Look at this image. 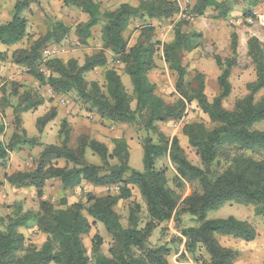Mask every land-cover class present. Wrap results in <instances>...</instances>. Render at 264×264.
Segmentation results:
<instances>
[{"label": "trees", "instance_id": "trees-1", "mask_svg": "<svg viewBox=\"0 0 264 264\" xmlns=\"http://www.w3.org/2000/svg\"><path fill=\"white\" fill-rule=\"evenodd\" d=\"M179 1L136 0V5L123 3L116 9L103 10L97 0H63L65 8L78 9L87 16V21L78 24L74 31L79 44L86 45L91 39V30L99 26L101 50L86 58L82 65L73 59L65 63L56 58L43 59V48L60 44L70 32L63 23L45 17L46 32L27 48L11 52L12 64L25 68L26 74L48 87L53 96L74 92L99 119L110 124H138L146 137L142 145V170L129 166V147L122 137L112 139L111 152L105 144L86 135L77 138L75 149L69 148L71 132L66 120L60 124L59 145L41 144L37 138H29L21 128L20 116L41 106L43 99L28 91L19 95L17 86L20 85L12 83L11 93L16 97V104L13 105L10 98H2L0 107L12 109L14 133L6 145L0 140V162L21 147L40 146L42 150L32 170L4 174L0 190L5 183L16 189H33L39 204L36 213H22L18 207L14 215L0 218V264H170V248L149 243L152 232L169 221L174 222V228L184 240V254L190 255L196 264H236L237 253L223 247L217 236L247 243L256 238L254 227L246 221L232 216L218 219L206 216L225 203H236L252 205L254 215L264 219V130L253 128L264 121V96L256 99L264 89V47L256 38L248 40V56L254 66L255 80L247 84V94L235 101L231 110H225L222 102L230 96L229 79L236 64L235 40L231 58L215 57L220 70L217 78L220 94L211 101L205 96L200 74L194 77L195 87L185 80L182 56L202 44V35L193 28L182 30L189 26L186 19L174 23L173 36L165 43L154 41L153 27L143 25L136 43L127 46L123 34L133 21L174 19L181 13ZM32 3L33 0H16L10 21L0 24L1 46L13 47L28 38L27 20L22 13L29 10ZM208 9L216 11L214 18L217 20L226 19L230 12L224 2L195 0L189 15L201 17ZM159 52L168 71L175 76L178 99L171 105L155 95L154 86L148 80ZM106 53L123 65V73L132 84L133 98L126 93L116 71L107 68ZM3 57L0 51V61ZM95 68H105L104 86L86 81L85 74ZM192 103L214 124L212 129L201 123H187L181 128L201 167L187 160L177 137L168 139L157 131L158 123L180 121ZM56 115L52 107L36 120L38 134L43 133ZM3 131L0 125V135ZM87 151L98 158L100 165L87 161ZM162 157H167L172 164L175 182L195 185L182 200L168 187L166 169L156 167L157 160ZM60 161L63 166H58ZM50 180L59 181L64 191H71L82 183L100 188L117 187L118 191L103 196L87 193L85 202L63 203L64 208H55L42 199ZM129 186L137 188L145 204L147 222L143 227L138 225V207L130 212L127 228L122 226L115 211L119 201L130 198ZM185 215L194 220L195 226H182L181 218ZM30 222L46 236L39 249L28 244L19 231ZM96 224H100L111 239L108 255L101 252L103 240L98 234L91 238L89 251L82 242V237Z\"/></svg>", "mask_w": 264, "mask_h": 264}, {"label": "rangeland", "instance_id": "rangeland-1", "mask_svg": "<svg viewBox=\"0 0 264 264\" xmlns=\"http://www.w3.org/2000/svg\"><path fill=\"white\" fill-rule=\"evenodd\" d=\"M30 9L22 13L27 20L26 31L28 38L16 44L13 47H4L0 45V51L4 53L0 61V99L10 98V102L15 105L16 97H13L11 91L12 83H18L17 91L21 95L24 91L35 93L43 99V104L35 110L21 114V128L26 131L29 138H37L41 144L59 145V130L62 120H66L70 129L69 148L77 147V138L86 135L106 145L111 152L114 148L112 139L123 138L129 147V166L135 170H142V145L146 132L138 124L131 126L110 124L108 121L99 119L92 115L87 108L80 102L74 92L64 96H53L47 90V87L41 86L33 78L26 74L25 68L12 64L10 54L15 49L27 48L33 41L46 32L45 17L54 22H61L70 29L68 36L60 44H51L45 46L54 47L57 50L56 59L66 62L70 59L75 60L78 65H82L86 58L98 53L101 50L100 27L91 30L92 36L86 45H80L74 36L75 28L78 24L87 21V16L78 9L65 8L63 0H33ZM101 2L103 10H113L123 3L136 5V0H97ZM195 0H181L179 6L181 13L171 20H142L133 21L123 34L127 41V46L132 47L140 35V29L143 25L153 27V40L165 43L173 36V26L178 20L186 19L188 27H183L187 31L189 27L202 35V44L199 48L182 56V66L186 72V83L192 87L196 86L194 77L200 74L204 81L205 96L209 101L220 94L217 84V78L220 70L215 63V57L222 60L232 57L233 41H236L235 49V67L230 76L231 93L228 98L222 102L225 110H231L235 101L243 98L247 94V84L255 80V70L251 58L248 56L247 42L250 38H256L260 45L264 47V0H217L224 2L230 8L226 19H215L216 11L208 9L201 17H192L189 15L190 6ZM16 0H0V15L2 22L10 21L14 4ZM235 36V38L233 37ZM43 51V50H42ZM108 63L107 68L114 69L120 76L121 82L126 93L132 96V84L130 79L123 73V65L117 61V58L106 53ZM155 68L148 73V80L154 86V92L157 97L171 105L178 99L175 91V76L172 75L159 52L155 59ZM105 68H95L85 74L88 83L96 82L99 86H104ZM4 89V90H3ZM264 96V89L257 95L256 99ZM63 97V104L60 99ZM55 108L56 118L48 123L42 134L36 130V120L48 112L50 108ZM131 107H135L132 102ZM13 113L11 108L2 109L0 107V125H3L4 131L0 135V140L6 145L14 133L12 124ZM187 123H201L206 128L212 129L214 124L197 107L195 103L187 106L185 114L180 121H169L158 123L157 131L166 138L177 137L180 146L184 150L187 160L195 166L201 167L199 158L195 151L189 146L187 138L181 133V128ZM254 129L264 130V121L253 126ZM156 139L155 135H151ZM42 150V147H21L9 154L6 161L0 162V179L4 174L14 172L30 171L34 168L35 161ZM87 161L100 165L96 156H92L90 151L86 153ZM58 166H63V162H58ZM157 168H165L168 178V187L175 192L180 200L187 197L195 188V185L175 182L174 168L167 157H162L156 162ZM130 198L118 202L115 211L120 218L123 227L129 226L128 217L132 210L139 208L136 217L139 227L147 222L146 207L141 199L136 187L129 186ZM92 193L95 196L114 194L113 190L100 187H92L85 183L71 191H64L60 182L52 180L48 182L43 190L42 199L52 204L55 208H64V204L70 205L76 202H85V195ZM39 200L33 189H16L7 183L0 190V218L5 215H14L18 207H21L22 213L38 211ZM235 217L239 220L250 223L255 231L256 238L252 242L230 237H218V242L226 248L237 253L236 264H261L264 261V219L255 216L252 205H241L236 203H225L216 210L207 213V219H218ZM182 226H195L194 220L185 215L181 218ZM24 235L26 242L39 249L46 239L45 235L40 234L34 223L30 222L25 227L19 228ZM98 234L102 237L103 245L101 252L108 255V248L111 239L108 237L103 227L96 224L91 228L88 235L82 237V242L90 250L91 238ZM184 240L180 238L177 230L174 228V222L162 223L156 228L149 239L151 246L165 245L170 248L168 261L170 264H196L192 257L184 254ZM204 256V253L201 252ZM183 255V256H182Z\"/></svg>", "mask_w": 264, "mask_h": 264}, {"label": "built area", "instance_id": "built-area-1", "mask_svg": "<svg viewBox=\"0 0 264 264\" xmlns=\"http://www.w3.org/2000/svg\"><path fill=\"white\" fill-rule=\"evenodd\" d=\"M57 56V50L54 47H47L43 49L42 51V58L43 59H50V58H55ZM60 98V96H59ZM61 103L63 104V97L60 99ZM107 189L113 190L114 193H117L118 188L117 187H109Z\"/></svg>", "mask_w": 264, "mask_h": 264}, {"label": "crops", "instance_id": "crops-1", "mask_svg": "<svg viewBox=\"0 0 264 264\" xmlns=\"http://www.w3.org/2000/svg\"><path fill=\"white\" fill-rule=\"evenodd\" d=\"M1 22H2V15H0V24H1ZM47 90L50 92V94H51V91H50V89L47 87ZM92 115H94V114H92ZM94 116H96V115H94ZM97 117V116H96ZM117 138V137H116ZM50 181H52V180H50ZM49 181V182H50ZM48 183V182H47ZM90 186V185H89Z\"/></svg>", "mask_w": 264, "mask_h": 264}]
</instances>
